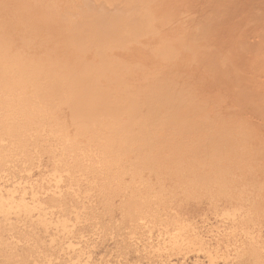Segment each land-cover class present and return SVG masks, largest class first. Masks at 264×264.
<instances>
[{
	"label": "bare ground",
	"instance_id": "obj_1",
	"mask_svg": "<svg viewBox=\"0 0 264 264\" xmlns=\"http://www.w3.org/2000/svg\"><path fill=\"white\" fill-rule=\"evenodd\" d=\"M0 29L2 31L0 32V62L5 66H12L14 69L9 80L7 77L0 80V88H3L2 94L10 90L0 97L1 153L16 151V146H18L15 143L10 145L13 146L12 148L2 145L7 139L6 137H13L12 142L15 138L18 142H21L19 140L22 138L24 141H28L30 138L34 141L36 137H39L40 140L48 139L49 137L42 134L44 127L49 129L48 135L58 136L55 140L49 139L43 146L41 142L42 149L51 154H64V157L66 155L69 157V159L65 158L68 163L72 162L71 159L75 160V157V161H78L77 164H68L64 162L65 159L61 160L66 163L64 165L66 167L62 166L63 163L61 164V168H65L64 170L72 168L74 171L81 166V169L86 168L91 171L92 167L96 168L98 164H101H96L98 159L103 157L107 159L113 152L115 157H123L124 161L122 162L127 161L126 157L129 154L131 157L134 154L141 155L143 158L144 156L150 157L152 160L147 159L149 161L146 163L147 168H150V163L154 164L153 162H155L157 166L160 165L159 168H167L170 172L171 170L175 172L176 166L180 164L179 160L182 161L183 156H186L185 159L188 158L190 163H186L187 160L183 159L184 166L188 165L189 168H192L191 165L198 166L197 172L201 171L200 173H202L201 164L203 169L205 165L203 166L201 161L205 164H207L206 161L214 162L215 157L222 153V158L220 155V159L217 160H220V163L228 161L229 165H226V167L229 166L228 171H244V175L241 177H237L239 171L233 173L236 179L230 181L231 179L228 178L231 185L225 184L223 190H220L222 185L217 183L226 180H222L224 177H221L224 172L220 173L219 171H222L227 162L221 164L224 166H221V170L215 169L220 173V178H216L222 180L218 181L215 186L218 185L219 191H224L225 188L228 194L220 192L218 195L210 191L211 183L209 182L211 180L214 183L215 179L214 177L210 179V173L213 176V170H210L209 173L207 169L214 166L207 168L206 165L207 169L205 168L203 173L207 172L209 176L207 173V177L203 173L200 174L208 181L209 185L204 182L205 180H202L201 176H199L201 179L196 177L198 176L197 172H193L188 167L185 171L182 163L181 167L186 173L189 172V177L186 174L184 176L188 180H193V183L190 182L191 186L199 190L202 188L201 195L203 194V197L208 198L209 195L217 194L220 198L221 193L224 194L225 196L222 195L220 201H211L216 196L211 198V205L219 209L220 206L232 204L231 209H222V218L227 219L229 224L232 223V226L235 224L233 222L237 220L239 222L236 223V227L231 226L230 232L218 231L216 234L213 233L214 235H209L203 229L199 230L198 225L194 226L193 221L197 215L192 213L190 201L187 204L186 202L180 204L178 201L181 207L176 210L167 208L169 210H165L164 213L170 217L169 220L172 219V222L177 220L175 225L177 222V225H180L179 221H183L182 224L187 222L185 224L187 226H180L181 228L185 227L184 229L175 228L184 230L182 234L178 233L180 239L184 238L183 241L181 240L183 245L186 243L184 245L186 249L182 248L183 251L185 250L184 253L181 252L183 254L181 264H190L189 260L192 262L191 264H203L201 257L197 255L200 246H204L201 250L205 252L204 248L207 246L209 248V245L214 242L217 245L224 244L225 247L232 246L227 247L233 248V257L229 255L230 253L226 252V254L233 259L223 260L226 255L220 259L226 261L225 264H264V0H0ZM18 86H22V88H17ZM28 91L29 93H27ZM29 116L39 118L34 123L39 127L21 125L22 119L29 118ZM86 124H90V126L88 125L90 128ZM91 124H97V126L93 127ZM91 126L96 131L99 130L98 134L95 131L94 134L100 138L97 143H94L96 137H92V132L90 134L92 138L89 141L87 139L86 144L81 141L80 136L83 137L85 133H88ZM72 132L81 139L75 140ZM99 134L112 137L113 143L109 144L108 138ZM122 135H126V139L127 136H131V141L126 143L129 138L126 141ZM134 136H141L137 138H141L143 141L139 139V142ZM101 138H104L102 142ZM23 139L22 142H24ZM122 139L123 141L125 139V143H121ZM132 139L135 143H132L134 142ZM108 141L110 142V139ZM114 143H119V146ZM25 144L23 143L24 151L30 150L31 146ZM37 145L36 141L32 148ZM20 147L18 146V149ZM115 147L117 148L113 151ZM36 148L38 149V147L34 149ZM34 149L32 150L34 151ZM24 151L23 153H25ZM92 151L93 153H91ZM5 156L3 157L1 154L0 158L3 157L8 161L11 157V155ZM38 156L36 157L39 158ZM135 158L139 162L138 158ZM140 158L142 159V157ZM104 159L100 160L104 162ZM120 159L118 160L121 161ZM128 159L131 158L128 157ZM108 160L109 158L106 163L109 164ZM113 160L112 162H114ZM136 160L134 164L138 165ZM112 162L109 165H112ZM140 163L142 166L139 165V170L144 166L143 161ZM117 164L116 162L115 166ZM88 165H93L90 170ZM120 165H118L119 168ZM122 166H124L123 163ZM208 166H210L209 163ZM102 167L100 166L99 169L102 170ZM144 167L143 169L146 168ZM179 168L178 165L177 169L179 170ZM81 169L79 174L84 176V173L81 174ZM162 171H160L161 174ZM241 171L240 173H242ZM226 172L225 179L229 173ZM230 173L232 174V172ZM180 175L182 176L181 173ZM75 176L71 177L72 180ZM93 178L95 179V177ZM58 180L63 183L66 181L64 175L61 174H53L49 178V182L55 181L57 186L61 184H58L60 182ZM149 180L148 182L151 183ZM201 180L204 185H208L209 190L207 185L204 187L203 183L200 185ZM9 182L6 180V183ZM144 183L146 184V181ZM1 187L0 230L8 231L7 222L11 221V219L9 220L10 210L17 207L13 206V199L9 202L8 196L4 197L9 192L7 187L5 194L1 192ZM80 187L76 186L75 188L79 189ZM162 187L164 186L162 185ZM212 187L211 190H214ZM190 190H194L193 187ZM188 191L187 189V193ZM132 192L134 193V191ZM133 193H129L131 198H133ZM57 194L55 193V195ZM162 194L166 196V193L159 190L155 193V197L160 199L161 197L157 195ZM32 195L34 198V195L37 194L34 192ZM73 195L78 197L76 192ZM201 195L197 196L201 197ZM55 197L57 196H54V199ZM200 197L193 201L198 202V207L201 205L200 202L206 200ZM191 199L196 198L191 197ZM155 200L153 201L154 205ZM140 207L142 208L143 205ZM146 210L144 209V211ZM137 212H139L138 209ZM160 212L163 215V212ZM155 214L157 216V213ZM141 216L143 218V215ZM159 218L161 219V217ZM149 222L147 223L150 225ZM191 222L196 227L195 229L191 227ZM10 224L12 223L10 222ZM152 225L155 227L154 224ZM188 225L192 229H190L191 232L185 234L189 231ZM9 226L11 227V225ZM169 226L171 225L168 224ZM149 228L148 230L151 231ZM175 229L173 228V235L172 232L166 233L170 234V238H166L172 239L178 236ZM68 235L69 238L71 233ZM178 238L175 237L177 241ZM167 242L165 244H169ZM173 242L172 245H174ZM181 242L178 244L176 242V244L182 246ZM15 245L16 243L13 246ZM177 245L175 248L179 247ZM7 246L0 247V254L7 252ZM22 247L24 246L22 245ZM191 247H199V250H193L197 252L194 253V257L190 255L193 252L186 251ZM218 247L211 249L218 250L220 249ZM176 249L182 251L181 247ZM208 250L207 253L212 254V250L210 252ZM215 253L217 254V251ZM208 256L207 258H209ZM218 262L220 263V261ZM162 263L164 264V262Z\"/></svg>",
	"mask_w": 264,
	"mask_h": 264
},
{
	"label": "rangeland",
	"instance_id": "obj_2",
	"mask_svg": "<svg viewBox=\"0 0 264 264\" xmlns=\"http://www.w3.org/2000/svg\"><path fill=\"white\" fill-rule=\"evenodd\" d=\"M0 32H2L1 29H0ZM13 71H14V69H13L12 66H5V65L1 64V62H0V80L5 79L3 77H7L8 80H9L10 74L12 75ZM2 73H4V74H2ZM17 88H22V86H18ZM2 89L3 88H0V94H1L0 97L4 93H7V92L10 91V90H7V92L5 91L2 94ZM11 92H13V91H11ZM27 93H29V91ZM17 96L20 97L19 95H17ZM52 110H53V108L51 109V111ZM38 119L39 118H37V117L34 118V116L33 117L29 116V118L27 117V118L22 119V122L24 124L21 122V120H19V121L21 122V125H25L27 127H30V126L33 125L32 127L37 128L39 126H36L34 123H35V120H38ZM18 122H17V125L20 123V122L19 123ZM27 122H28V124H27ZM97 124L96 125L91 124V125H93V127L94 126L96 127ZM86 125L90 126V124H86ZM87 126H86V129H87ZM83 128L85 129V127H83ZM43 129L44 130L42 131V134H43V136L45 135V136L49 137L48 139L40 140L39 137L38 138L36 137V138H34V141H35L34 142L33 139L30 138V139H28L29 142L25 140L27 142L26 143L23 138L22 139H23L24 142H22V139L19 140L21 142H18L17 138L14 139L15 142L14 141L12 142L13 137H10V138L6 137L7 139H5V141L2 143V145L6 146V147H9V148L13 147V146L12 147L10 146V145H13L12 143H15L16 145L21 146L22 148L20 147L19 149L20 150L22 149L21 150L22 153L18 149V146H16V145L15 146H16V148L18 150L17 149H16V151L11 150V151L8 152L10 154H8V153L5 154L4 152L1 153L2 151L0 150L1 151L0 155L2 154L3 157H6L5 155H9V156L11 155V157L9 159H8V156H7L8 161L5 160V158H3V157L0 158V174L3 173L2 174L3 176L2 175L0 176V187L2 186L1 187V192L3 194H5L7 192V190H8L9 192L6 193V195H4V197L8 196V201L9 202H11L12 199H13L12 204H13V206L16 205V207H17V208H11V210H10V212L12 214L10 213L11 217L9 218V220L11 219L10 222L12 224H10L9 221L7 222L8 223L7 224L8 231L7 230L6 231L0 230V247L5 248L8 245L7 246V252L0 254V264H163L162 262H164V264H166V263L167 264L168 263L181 264L182 256H183L182 253H184V251H185V250L183 251L182 248L186 249L185 246H184L186 243L184 242L185 244L183 245L181 240L183 241L184 238L182 239V237H181V239H180L178 233L180 232L182 234V232H184V230L181 231L180 229H184L185 227L181 228L180 226H182V225L187 226V225H185L187 222L185 224H182L183 221L182 222L179 221L180 225H177L178 222L175 225V222L177 221V220H175V221H173L174 222V226H173V222L171 221L172 219L169 220L170 217L168 216L169 217L168 218L166 216V213H164V212H165V210L168 211L171 208H175V210H176L177 208L181 207L180 204H183L185 202L187 204L189 201L191 202L190 203V207H191L192 213L197 215L196 216L197 218L194 219V221L192 220L195 225L192 222H191V225L192 224L194 226L198 225L199 226L198 227L199 230L203 229V231H205V233L209 234V235H214L218 231H222L223 233H225L224 231L230 232L229 230H231L230 228L232 226V223L229 224V221L227 219H223L222 218L223 217L222 216V209H225V210L231 209L233 207V205L232 204H226V205L220 206L219 209H216L215 206L211 205L210 200H211V198L216 196L217 198L215 197L211 201H213V200H214L213 202L220 201L222 199L221 198L222 195L224 197L225 196L224 194H228L227 190L225 191V188H224V191H219L218 190L219 188H217L218 185H217V187L215 186L216 183L221 180V179H218V178H220V175H219L220 173L224 172V173H222V175L223 174L224 175L223 176L221 175V177H224L222 180H226V181H223L222 183L218 182L217 184L220 183V185H222V188L219 185V187L221 188L220 190H223V187L225 186V184L231 185V184H229V182L233 181L234 179H236V176H234L236 171H239V172H237L238 174L236 173L238 175L237 177L243 176L244 175V173H243L244 171L235 170V169H234L235 172L231 171V170L228 171V169H229L228 167L229 166L226 167V165H229V162L225 161V162L220 163L219 162L220 160L219 161L217 160V159H220L219 156L222 153H220V155L215 157V161L214 162L216 164L214 162H207V161H206L207 164H205L204 162L201 161V163H203V166L205 165L204 169L202 167V164H201V167H200V170H203V172L208 167L214 166V167H212L210 169H207V170H209L208 171L209 173H210V170L211 171L213 170L212 171L213 172V176H211L212 173H210V177H211L210 179H213L212 177H214L215 180H214V183H213L209 179L210 180L209 183H211V184L213 183L214 184V186L217 189L216 192H215L214 191L215 187L214 186L212 187L211 184L209 185L208 181H206L203 178V176L200 175L203 172L202 173H200L201 171L197 172L196 169H197L198 166L193 167L191 165V167L193 169L189 168L188 165L184 166V162L182 163L183 159H184V161L187 160L186 163H190V160L188 162V158L185 159L186 156H183L184 157L183 159L180 158V159H182V161L179 160L180 164H178L180 166V168L178 170L177 169L178 165H177L176 169H175L176 171L174 170L175 172H173L172 170L170 172V170H168L167 168H159L160 165L157 166L155 162H153L154 164L150 163V165H149L150 168H147L148 165L146 163L149 162L147 159H149V160L151 159L152 160V158H150V157L148 158V157H145V156L143 158V156L138 155V154H134V153H133L134 155H132V157L130 156V154L126 157L127 158L126 159L127 161L125 160L126 162H122V161H124L123 157H118V156L115 157L113 152H111V154H109L110 156L108 157L109 158V160H108L109 164H111L112 160L114 159L113 160L114 162H112L113 163L112 165H109L108 163H106V160L108 158L107 159L106 158L104 159V157L100 158L102 160L104 159L105 163L102 162L100 159H98V161H96L97 162L96 164H98V163L102 164V165L98 164L99 167L103 166L102 170H100L101 168L99 169V167L97 165H94V166H97L98 168L97 167L96 168L92 167L93 165H88L89 166V170H90V167H92L91 171L86 170V168L85 169L84 168L81 169V166H80V168L78 167L77 169L73 168L74 171L72 170V168H69V169L66 168V170H64L65 168H61V164L63 163L62 166L66 165V163H64V162H67L66 159H69V157H67L66 155L64 157V154L63 155L57 154V153L56 154L55 153L51 154V153H48L49 151L47 152V150H45L47 152L46 153L41 147V142L43 143L42 144V146H43L44 144H46V141H48L49 139H54L55 140V138L58 135L57 136L55 134L54 135H52V134L48 135L49 129L47 127H44ZM92 129H93V131H92ZM90 131L88 129V133H85L83 137H82V135L81 136L78 135L82 139L80 137H77L74 134V132H72V134L74 135L73 137L75 138V140L77 138H80L81 141L86 142V144H87V139L89 141L92 137H96L97 139L95 138V142L94 143H97L98 139L100 137L98 138L94 134V131L97 132V134H98L99 130L96 131L95 128H92V126H91ZM72 134L70 135V138L72 137ZM90 134L92 135V137H91ZM99 135H102V134H99ZM88 136H90V138H88ZM122 136H124V135H122ZM125 136H124V138L126 139ZM106 137L108 139H110V142L108 141V139H107V142L109 144L110 143L112 144L113 143L112 137L105 136L104 138H106ZM127 137L129 138V141H127V139H128L127 138L126 139V141H127L126 143L131 141V138H130L131 136H127ZM134 137L137 138V137H141V136H137V137L134 136ZM104 138H101V142L103 141ZM142 138H144V137L142 136ZM85 139H86V141H85ZM125 139H124V141H125ZM137 139H138V141H139V139H140V141H143V139H141V138H137ZM30 141H33L34 143L30 142ZM36 141H37L38 145L35 146V147H38V149L37 148L34 149L35 147L32 148L33 144L34 145L36 144ZM44 141H45V143H44ZM124 141L122 139L121 143H123ZM132 141H134V139H132ZM17 142H18V144H17ZM7 143L8 144L10 143V144L8 145ZM23 143L24 144L26 143L25 145L31 146L30 150L27 149V151H24V149H25L24 147L25 146H23ZM132 143H135V141L132 142ZM115 144L116 143H114V145ZM116 145L119 146V143L116 144ZM39 147H40V150H39ZM116 148L117 147H115L113 151H115ZM32 149H34V151ZM23 151L25 153H23ZM32 151H33V153H32ZM39 151H40V153H38ZM120 151H121V149H120ZM86 152H89V151H86ZM91 153H93V151ZM40 154H41V156H40ZM37 155H39L38 157L40 159L36 157ZM56 155L58 156L57 158L55 157ZM187 156L190 157V158L192 157V156H189V155H187ZM12 157H13V159H12ZM105 157H106V155H105ZM128 157L131 158V159H128ZM135 157L138 158L139 162L136 160ZM140 157H142L143 160ZM217 157H219V158H217ZM36 158H37V160H36ZM221 158H222V155H221ZM64 159L66 161H64ZM74 159L76 160V157ZM118 159H120L121 161H119ZM58 160L60 161V163H59ZM61 160H63L64 162L61 161ZM71 160H72V162H70L68 160L70 163H68V162L67 163L68 164H71V163L77 164L76 162H78V161H75L73 159H71ZM131 160H133V161H131ZM135 160H136V163H138V165L134 164ZM216 160L218 161L219 165L217 164ZM140 161L141 162L143 161V165L146 167L145 168L143 166L145 169H143V167H142V169H143V170L141 169L142 171L138 169L139 165L142 164V163H140ZM116 162L118 163L117 166L119 164H121L120 168H119V166H118V168H117V166H115ZM122 163L124 164L125 167L122 166ZM181 163L185 167V169H184L185 171H186V169L188 167V169L192 170L193 172H195V173L197 172L198 176H196V177L201 179L199 177V176H201L203 178L202 180H205L204 182H206L209 185L210 191H212L214 193H217L218 195L220 194V192H222V193L224 192V194L221 193L220 198H219V196L217 194H214V196L213 195H209L208 198L203 197L202 196L203 194L201 195V193L203 192L201 190L202 188L200 190L197 189V188L195 189L194 186H191V184H190V182L193 183V180L192 181L188 180V178H186L184 176V174H186L188 176L189 172L186 173L183 170V167H181L182 166ZM208 163H209L210 166H208ZM107 164L109 166L106 169ZM221 164H225V167L227 169L224 166H222ZM56 165H58V167H55ZM129 165H131V166H129ZM153 165H154V167H153ZM206 165H207V168H206ZM141 166H140V168H141ZM221 166L224 167V168H222V171H219L220 173L217 172V170L215 171V169H217V168H219L218 170H221ZM39 167H41V168H39ZM64 167H66V166H64ZM121 167H123L124 169H122ZM70 169L72 170L71 171L72 173L69 171ZM80 169H81V172H82L81 174H83V173L85 174L84 176L79 174L80 173ZM126 169H127V171H126ZM225 169H226L227 172H229L226 179H225V177H226ZM58 170H60V171H58ZM84 170L88 171L89 174H88V172H86ZM115 171H117V172H115ZM131 171L132 172L134 171V172L132 173ZM139 171H141V172L139 173ZM160 171H162V174L160 173ZM240 171L243 174L240 173ZM216 172L218 173V175L216 174ZM230 172H232V174L233 173L234 174L232 175ZM114 173H115V175H114ZM165 173H168L169 175H167ZM180 173L182 174V176L180 175ZM190 173L192 174L191 171H190ZM206 173L207 172H205L203 174H205L206 177H207L208 173L207 174ZM239 173H240V175H239ZM53 174L64 175V179L65 180L68 178L66 180L67 182L65 181L66 184L63 183L62 181L58 180V181H60V182H58V184L59 183H61V184H59L58 185L59 188H57L58 186H57V183L55 181H54L55 183L54 182L52 183L51 181L49 182V178H51ZM129 174H131V175H129ZM163 174H165V175L163 176ZM229 174H230V176H229ZM126 175H127V177H126ZM161 175H162V177H160ZM73 176H75V178H73V180H72L71 177H73ZM131 176L132 177L134 176L135 179H134V177L132 178ZM208 176H209V174H208ZM232 176H234V177H232ZM93 177H95V179ZM158 177H160V178H158ZM183 177H185L186 179L183 178ZM216 177H218V178H216ZM1 178H3L5 181L3 179H1ZM139 178L142 179L141 183H143V184L140 183L141 179H139ZM146 178L150 179L149 181H151V183H149L148 179H147V180H145L146 181V184H145L144 183L145 181L143 179H146ZM198 178H195V179H198ZM228 178H229V180L230 179L231 180L229 181ZM113 179H114V181H113ZM115 179H116V181H115ZM176 179H178V180H176ZM181 179H183L184 181L181 180ZM199 179H198V181H200ZM1 180H3V181L1 182ZM6 180H7V182H9V181L10 182L6 183ZM186 180L188 181V183H187ZM19 181H21V182H19ZM129 181H131V182H129ZM138 181H139V183H138ZM179 181H180V183H179ZM76 182H77V184H75ZM4 183H5V185H4ZM185 183H187V184H185ZM202 183H203V181L200 183V185ZM207 184L204 185V183H203L202 185L204 187ZM162 185L164 187H162ZM179 185H181L182 187H180ZM208 185H207V187H208ZM76 186H77V188H78V186H81V187L79 189H77V188H75ZM6 187H7V190H6ZM128 187H129V189H128ZM192 187H193L194 190H190V188H192ZM209 187L207 188L208 190H209ZM211 187L214 188V190H211ZM32 188H33V191L36 192V194H37V195H34V198L32 197L33 196L32 194H34V192L32 191ZM146 188H148V189H146ZM61 189H62V191H61ZM187 189L189 190L188 193H187ZM63 190H64L65 193L63 192ZM72 190H73V192H71ZM91 190H92L93 193L91 192ZM100 190H102V191H100ZM159 190L162 193H166V196H165V194H162V195H157V196L161 197L160 199L156 198L155 197V193L157 191H159ZM184 190L186 191V193H185ZM195 190H198V191H195ZM59 191L62 192L63 195ZM67 191H68V193H67ZM74 191L76 192L78 197L77 196L74 197V195H73V193L75 194ZM132 191H134V193ZM229 191H231V189ZM44 192H46V193H44ZM54 192L58 193V194L55 195ZM147 192H148V194H147ZM193 192H194V195L191 196V194H193ZM199 192H200V194H199ZM225 192H227V193H225ZM39 193H41L40 196H39ZM52 193L54 194V196H57V197H55V199H54V196H53ZM129 193L130 194L133 193V195H132L133 198H131V195H129ZM204 193H206V192H204ZM45 194H47V195H45ZM125 194H126V196H125ZM123 195L125 196V198H124ZM197 195H201V197L199 196L201 199H206L204 201L201 200L202 202H200L201 205L199 207H198V202H193L194 200L199 199V197ZM12 196H13V198H12ZM72 197H74V198L72 199ZM191 197L192 198H196V199L192 200ZM79 198L82 199V200L80 201ZM155 198H156V200H155ZM22 199H23V201H22ZM75 199H77V200H75ZM65 200H67V201H65ZM154 200H155V205H154V202H153ZM161 200H162V203H160ZM53 201H55V202H53ZM60 201H62V202H60ZM178 201L180 202V204L178 203ZM113 202H114V204H112ZM144 203H146V204H144ZM174 203H177L178 205L177 204L175 205ZM172 204H173V206H172ZM137 205H139V206H137ZM142 205H143V207L141 208L140 206H142ZM144 205L146 206V208H145ZM131 206L135 207V208H132ZM156 206L157 207L159 206V207L157 208ZM11 207H12V205H11ZM39 208H41V209H39ZM167 208H169V209L167 210ZM92 209L94 210V212H93ZM137 209H138L139 212H137ZM144 209H147V210L150 209L151 211L150 210L144 211ZM141 210H143L142 213H141ZM25 211H28V212L25 213ZM160 211L163 212V215H162V213ZM22 212H23V214H22ZM155 213H157V216H156ZM141 215H143V218H145V219H143ZM165 216L168 218V220H167V218ZM159 217H161V219ZM149 219H150V222H149ZM165 220H166V222H165ZM170 221L172 222L171 224H170ZM17 222H20V223L18 224ZM147 222H149L150 225ZM238 222H239L238 220L233 222L235 224L232 227H234V226L236 227L237 226L236 223H238ZM61 224L64 225V226H62ZM151 224H154L155 227H153V225L151 226ZM168 224L171 225L172 227L169 226L170 227L169 228ZM189 224H190V222H189ZM9 225H11V227ZM148 225H149L150 228L148 227ZM166 225H167L168 229H167ZM193 225L191 227H193L195 229L196 227H194ZM43 226H44V228H43ZM15 227H16V229H15ZM66 227H68V228L66 229ZM147 227L149 229H151V231L148 230ZM178 227H180V229H175V228H178ZM189 227L190 226L188 225L189 231L185 232V234L191 232L190 229H192V228H189ZM61 228L64 231H62ZM173 228L176 230L175 231L176 235H178V236H175V237L176 238L179 237L178 241L173 236L172 237L174 239L173 238L169 239L170 238L169 237L170 234H166V233L172 232ZM68 229L70 230V232H69ZM177 230H180V231H177ZM187 230H185V231H187ZM207 230H208V232H207ZM68 232L71 233V236L69 238H68V236H69ZM161 232H163V233H161ZM173 232H172V235H173ZM181 234H180V236H183ZM166 237H169V238H166ZM157 240H159V241H157ZM164 240L166 242L169 241V242H167L169 244H165L166 242L164 243ZM172 242H173L174 245H172ZM176 242H177V244H178V242H181L182 246L181 245H177ZM14 243H16L15 246H13ZM151 243H153V244H151ZM159 243H160V245H159ZM175 244L177 246L181 247L182 251L177 250L176 248H179V247L175 248V246H176ZM22 245L24 247H22ZM159 246H161L162 248L159 247ZM218 246L220 247V249L215 250ZM227 246L228 247H232L231 245H227ZM227 246L225 247L224 244L223 245H217L214 242L213 244L209 245V248H208V246L204 248L205 252L203 250H201V248L203 249L204 246L203 247L200 246L201 248H200V251L198 253L194 252L193 250H195V249L199 250V247L198 248L197 247H191L190 248L191 250L187 249L186 251L188 253L193 252V253L190 254L193 257H194V253H197V255H199L201 257L200 259L203 261L202 262L203 264H209V262H210V264H216V262H218V261H220V263L218 262V264H225L227 262L226 261L224 262V261H222L220 259H223L224 256L226 255L225 256L226 258L223 259V260H227V261L229 260L230 261L231 258L233 257L232 253H234L233 248H228ZM212 247L215 248V249L212 250L213 249ZM15 248H17V249H15ZM226 248L229 249V250L227 251ZM207 249H209L208 252H210L212 250L211 253L215 256V258H214V256L212 254H210V253L208 254L207 253ZM216 251H217V254L218 255L220 254L221 256L219 255V257H218V255L215 253ZM221 251H223V252H221ZM226 252L228 254L230 253L229 255H231L232 257H228ZM206 253H207V256L209 255L208 256L209 258H207ZM210 255H211V257H210ZM212 257H213V259H212ZM220 257H222V258H220ZM163 258H164V260H163ZM208 259H210V260L212 259V260L209 261ZM188 262L190 264L192 263L190 260Z\"/></svg>",
	"mask_w": 264,
	"mask_h": 264
}]
</instances>
